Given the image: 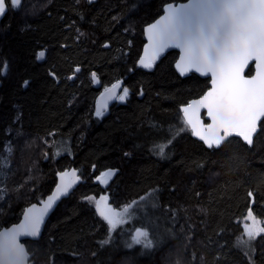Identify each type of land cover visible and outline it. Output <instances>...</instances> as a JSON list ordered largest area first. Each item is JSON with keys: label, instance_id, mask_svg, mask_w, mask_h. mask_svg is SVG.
<instances>
[{"label": "trees", "instance_id": "1", "mask_svg": "<svg viewBox=\"0 0 264 264\" xmlns=\"http://www.w3.org/2000/svg\"><path fill=\"white\" fill-rule=\"evenodd\" d=\"M167 1L22 0L0 18V227L50 192L57 171L81 175L40 238L25 240L32 264H264V234L250 254L236 242L249 212L264 222V119L252 146L230 137L207 148L180 106L209 79L180 77L175 50L153 71L137 65L143 26ZM119 79L126 98L98 117L97 95ZM103 193L117 209L149 195L142 225L161 224L151 249L111 231L93 204Z\"/></svg>", "mask_w": 264, "mask_h": 264}, {"label": "snow or ice", "instance_id": "2", "mask_svg": "<svg viewBox=\"0 0 264 264\" xmlns=\"http://www.w3.org/2000/svg\"><path fill=\"white\" fill-rule=\"evenodd\" d=\"M9 6L13 10L19 9L22 0H7V3L6 0H0V17ZM149 30V39L157 55L168 47L181 50L180 61L176 66L182 74L185 70L194 69L202 75H211L212 87L199 100L183 109L186 122L192 126L194 134L199 135L209 147L213 144L218 146L233 132L252 144L258 121L264 117V0H188V3L179 7L169 5L165 15L150 25ZM44 55L41 51L36 58L42 59ZM250 61L256 62L257 71L254 76L246 77L244 72ZM140 63L146 68L151 67V63L143 59ZM0 71H6V66H0ZM127 93L128 89L125 88L123 95L116 98L124 100ZM194 106L195 110L190 112ZM199 108H207V114L212 119V123L207 126L209 135L197 131L200 125ZM96 115H102L99 106ZM221 130L223 136L219 135ZM158 147L163 154L166 145ZM113 174L109 170L102 175ZM67 187V184L63 188L58 185L57 191L66 192ZM53 199L49 197L47 207H51ZM124 211H127V207ZM100 215L112 227L122 222L113 218L119 213L106 215L101 211ZM248 215L251 217L252 213ZM40 223V216L26 215L25 222L0 232V264H26L28 253L18 238L21 235L36 236ZM259 232H264V227L259 228ZM246 234L251 240L258 233L246 227ZM102 243L108 244L109 241ZM247 243L238 238V245ZM133 244L151 249L153 240L146 230L137 229L132 243L127 247L131 248Z\"/></svg>", "mask_w": 264, "mask_h": 264}, {"label": "water", "instance_id": "3", "mask_svg": "<svg viewBox=\"0 0 264 264\" xmlns=\"http://www.w3.org/2000/svg\"><path fill=\"white\" fill-rule=\"evenodd\" d=\"M188 3V0H171V1H167L166 3L163 4L162 6V12L152 21H150L149 23L145 24L143 26V39L144 42L142 44L141 47V51L139 53L138 59H137V65L145 70V71H153L156 64L166 55L167 52L171 51V50H175L177 51V57L174 61L173 67L174 70L176 71V73L180 76V77H186L189 76L190 74H196L199 77L202 78H208V88L199 96L191 98L187 103L183 104L180 106V112L182 115V118L184 120V122L187 124L186 122V118H185V114L183 112V109L185 107H187L189 104H192L193 101L199 100L211 87V75L208 74L206 75H202L200 72H196L194 69L192 70H185L184 73L182 74L181 71L177 68V63L180 61V56H181V50L178 48H172V47H168L165 48L162 52H160L158 55L154 52V48L152 45V42L149 39V35H150V25L155 24L157 20H159L161 17H163L165 15V10L168 8L169 5H172L173 7H179L180 5L186 4ZM1 18V17H0ZM43 51L45 53L44 57L42 59H37L38 61H42L45 57H46V50L45 49H40L37 54L39 52ZM141 59H143L146 63H151V67L146 68L144 67L140 61ZM256 62L255 61H250L249 62V66L252 65L253 71L251 74H247V70L249 68L245 69L244 75L246 77H251L254 76L256 74V67H255ZM6 66V64L4 65ZM76 72L80 71V67H76L75 68ZM3 73L5 71H2ZM51 75L53 77H55V75L53 73H51ZM74 74L70 75V79L74 78ZM113 85H116L115 88H113ZM124 85V81L123 79H119L117 81H115L114 83H112L110 86L104 88L103 90H101L99 92V94L97 95L96 98V102H95V111L97 109V107H101V111L104 112L105 110H107L116 100L119 96V94L121 93V90L123 88ZM107 90V91H106ZM193 110H195V106L194 109H190V112H192ZM207 108H199L198 109V115H199V119H200V125L197 126V131L201 132L204 135H209V131L207 126L209 124L212 123V119L210 116H208L207 114ZM264 119V117H262L259 121H258V125H257V131L253 134L252 140L254 142V138L257 135V133L259 132L260 129V124L261 121ZM187 126L189 127L190 131H191V136L200 141L201 143H203V145L207 148H219L228 138L230 137H237L239 139H241L245 144H247L248 146H252V144L247 143V141H245L243 139V137L236 135L235 132H233L231 135L225 137V139L217 146L215 144H213L212 147H209L207 143H205L204 140H202L200 138L199 135H195L193 132V128L191 125L187 124ZM219 135L223 136V130L220 131ZM63 173H66V175H61ZM81 182V175L79 172V169H77L74 166H70L67 168H64L62 170H59L56 172L55 174V183L53 185V187L51 188L50 192H48L46 195H44L41 199H39L38 201H32L30 202L27 206L24 207L19 219L15 222H12L8 225H3L2 227H0V232L9 230L14 228L15 226L20 225L21 223L25 222V216H40L41 217V223L39 226V232L36 236H28V235H21L18 239H19V243L23 244L25 247L26 252L28 253V258H27V262L26 264H32L31 258L33 256V252L29 251L27 248V245L25 244V240H38L43 232V229L50 217V215L53 213V211L56 209V207L60 204V202L67 198L74 190L75 188L79 185V183ZM69 185V187H67V191L66 192H60L57 191V186L60 185L61 188L64 187V185ZM52 196L54 197L53 201H52V205L51 207H47L48 203H49V197ZM101 197H105L106 199V204H109V196L108 194H103L101 195ZM98 200H101L100 197ZM250 211V210H249ZM136 234V231H135Z\"/></svg>", "mask_w": 264, "mask_h": 264}, {"label": "rangeland", "instance_id": "4", "mask_svg": "<svg viewBox=\"0 0 264 264\" xmlns=\"http://www.w3.org/2000/svg\"><path fill=\"white\" fill-rule=\"evenodd\" d=\"M125 89V88H123ZM123 95V90L122 92L119 94ZM126 98V96H125ZM124 98V99H125ZM96 100V99H95ZM119 100V99H118ZM96 102V101H95ZM94 109H95V103H94ZM106 110L104 112H102V114H106ZM96 113V111H95ZM109 170L112 169H108L105 170L103 172H101V174L99 175V181L104 185L106 183L109 182V180L111 179V176H104L102 175L103 173L108 172ZM114 173L115 171L112 170ZM104 194V193H103ZM102 194V195H103ZM147 197H142L140 200H138L136 203H132L130 204L127 203L124 206H122L120 209L111 207L110 204H106V201L101 199L98 200L99 197L93 199V204L95 207H97V203H99V213L101 211H103L106 215H112V213H119L118 216H114L113 218L117 221H122V222H118L115 224V227H112L110 225V229L111 231H113L114 229H116L119 226H124V229L121 230V232H124L127 228L129 229L128 231V237L130 239V244L132 243V237L135 235V231L137 229H141V230H146L149 233V238L152 239V232L153 230L156 231V233L158 232V230L161 228V224L160 223H156L154 221H152L151 225L149 224L148 227H144L142 225L144 218L147 217L148 215V211L150 210V207L148 206V203L150 202V197L149 195H145ZM127 207V211H124V209ZM150 221V219H148ZM241 224L243 227V232L241 235H239L236 239L237 245H238V238H242L245 241H248V243L246 245H238L246 254H250L253 252V248H254V243L256 241V239L264 234V232H259V228L264 227V222L257 217L255 214L252 213V216L249 217V215H246L245 217L242 218L241 220ZM246 227L253 231L254 233H258L257 235H255L254 239L249 240L247 234H246ZM143 239V238H142ZM138 246V247H143L142 245H137V244H133V246Z\"/></svg>", "mask_w": 264, "mask_h": 264}, {"label": "flooded vegetation", "instance_id": "5", "mask_svg": "<svg viewBox=\"0 0 264 264\" xmlns=\"http://www.w3.org/2000/svg\"><path fill=\"white\" fill-rule=\"evenodd\" d=\"M6 3H7V0H6Z\"/></svg>", "mask_w": 264, "mask_h": 264}]
</instances>
